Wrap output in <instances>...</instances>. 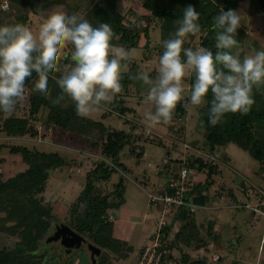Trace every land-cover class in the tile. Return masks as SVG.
Wrapping results in <instances>:
<instances>
[{
  "label": "trees",
  "instance_id": "1",
  "mask_svg": "<svg viewBox=\"0 0 264 264\" xmlns=\"http://www.w3.org/2000/svg\"><path fill=\"white\" fill-rule=\"evenodd\" d=\"M3 2L4 0H0V26L17 23L30 26L33 14L47 16L52 8L61 6L64 12L70 15L77 14L89 20L93 26L98 23L110 24L115 34L112 43L122 46L126 50L138 47L143 36L147 38L145 46H148L152 34L150 24L145 21H150L151 18L157 19L161 28L160 55L163 52V41L172 36L177 27L176 20L183 16V9L188 4H193L200 13L201 32L195 36H187L184 48H197L194 40L199 36L201 47L216 51V33L212 25L213 18L221 8L239 10L241 3L247 2V14L251 17L261 16L264 19V0H142V6L149 13L134 11L133 13L138 17L135 21L131 20L130 22L127 21V15L120 10V0H8V8L3 7ZM253 37L255 36L251 33L249 24L243 21L242 27L236 35L238 44L232 49L233 53L241 57L246 55V45L254 41ZM70 54L69 52L63 57L61 56L58 70L50 75L46 96L34 90V83L37 79L35 72L26 81L25 90L27 87L31 90L27 113L20 114L23 101L19 102L15 110L10 113L0 111V131L7 136L5 140L0 141V165L6 161L4 156L6 153L20 154L22 161L28 166L16 173L11 170L9 172L2 171L0 168V264H55L56 255L47 248L51 244L44 245V241L51 235L52 225L57 221L54 205L45 202L38 194H42L46 190L53 168L61 167L67 163L73 164L75 159H71L69 162L58 151L42 150L36 146L15 141L19 137L26 139L27 136L30 138L28 140L34 141L39 136H45L46 130L53 127L59 128L63 135L70 136L73 141L82 142L83 145H89L90 149L100 151L102 155L95 167L88 172L85 187L77 199L71 203L67 224L102 248L101 264H111L112 254L119 257L133 251V247L128 241L114 235V221L111 218V210L119 208L125 200L124 178L116 183L114 190L108 192L100 184V181L109 179L113 173H123L129 169L126 163L121 160V152L127 145H130L132 153L139 158L143 156L144 150H139L138 147L141 144L137 143L141 136L133 130L107 125L102 119L97 120L77 115L74 103L67 96H64V99L59 103L55 102L57 97L63 95L56 80L63 73L64 68L71 64ZM125 62L128 63L129 69L123 73L121 81L123 90L119 95L116 94L117 97L110 102V109L107 112H116L126 117L127 121L132 122L136 128L139 121L136 119L132 121L129 114L137 110L136 107L127 103V96L131 93L129 92L128 95L126 93L131 88H135L138 92L147 91V86L141 81L129 77L135 76L141 71H147L154 79L157 68L143 69L141 64L131 57ZM185 81L190 86L194 81V74L186 78ZM122 93H125L126 98ZM187 95L186 90L185 96ZM144 96L141 93V98ZM253 96L255 103L247 114L228 113L217 125L212 126L208 122L212 99L211 93H209V102L196 109V130L206 139L209 147L199 146L194 142L191 145L185 141L183 146L184 144L194 145L196 146L194 152L201 150L203 154L194 153L187 160L185 158L173 159V163H175L173 166L167 162L164 167L166 171L170 172L171 178L179 174L182 163H186L191 170L207 175L204 180L194 181L193 189L190 192V199L202 206L216 197L213 196L212 187L217 183L216 174L222 171L221 163L216 158H212V156L216 157L214 153L218 150L217 147L236 143L257 160V173H264V85L254 88ZM191 108L185 109L184 102H182L177 106L172 118L179 125L176 130L181 139L185 136L184 118L189 113L194 116L193 108L192 110ZM44 112L46 113L45 120H41ZM107 115L104 113L103 116ZM172 120L169 123L172 124ZM39 121L44 122L42 126H38ZM160 144L166 147L165 142L161 141ZM174 145L179 146L181 142L178 140ZM141 146L144 147V145ZM186 148L188 147L186 146ZM168 152L171 153L169 150ZM238 178L240 184L245 185L244 188L248 189L249 183L246 176H238ZM260 190H256L257 193H260ZM228 192L236 198L237 195L232 187H229ZM241 204L243 208L248 206L246 202ZM157 207L161 208L159 205ZM172 212L173 220L166 225V229L171 231L177 222L180 225L175 230L171 242L172 251L165 257L163 264H209L207 256L192 258L186 250L187 247L209 248L210 242L204 234L203 224L198 221L194 212L187 206H174L170 213ZM254 213L256 217L263 216ZM208 232L215 238L214 241H217V246L228 244V242H221L219 232L210 228ZM58 245L64 252L65 247L61 242ZM177 251H180L181 255L176 257Z\"/></svg>",
  "mask_w": 264,
  "mask_h": 264
},
{
  "label": "clouds",
  "instance_id": "2",
  "mask_svg": "<svg viewBox=\"0 0 264 264\" xmlns=\"http://www.w3.org/2000/svg\"><path fill=\"white\" fill-rule=\"evenodd\" d=\"M245 15L243 9H220L213 18V52L206 47L184 48L185 38L200 33L201 25L193 4L183 9L174 33L162 43L155 78L147 71L129 77L147 86L144 103L154 106V111L144 114L149 126L169 123L182 102L185 109L207 104L209 93L208 122L212 126L228 113L247 114L251 110L253 89L264 85V44L243 57L233 53ZM114 35L110 24L93 26L60 8L51 10L38 32L23 23L0 26V111L10 113L23 101L26 81L33 72L37 77L34 90L46 96L62 49L71 45V64L56 80L63 95L55 102L67 96L77 115L89 117L122 92L123 73L128 70L124 61L135 51L114 45ZM193 74L194 81L186 89L184 81Z\"/></svg>",
  "mask_w": 264,
  "mask_h": 264
},
{
  "label": "rangeland",
  "instance_id": "3",
  "mask_svg": "<svg viewBox=\"0 0 264 264\" xmlns=\"http://www.w3.org/2000/svg\"><path fill=\"white\" fill-rule=\"evenodd\" d=\"M247 6V2H242L240 9H243L246 13L244 22L250 24L251 32L255 37H253L254 41L246 45V54L252 48L259 49L260 45L264 44V19L261 16H249L246 12ZM119 7L120 10L127 15L128 22L137 19L138 16L133 13L134 11L137 13L144 11L142 9V0H120ZM54 8L63 10L61 6H56ZM54 8H52V10ZM46 17L47 16L44 14H33L29 27L34 32H38L41 23ZM145 22L150 24L152 39L150 44L145 46L147 38L143 36L140 45L131 49L135 50L131 58L139 62L143 69L152 70L158 67L161 28L159 25L160 22L157 19L151 18L150 21L147 20ZM259 29L261 30L260 32L258 31ZM194 43L197 47L200 46L199 36L194 40ZM69 52H72L71 45H67L62 49L61 56L63 57ZM124 63L127 64V69H129L128 63L125 61ZM184 83L187 89L189 84H186V81H184ZM129 92L131 93L130 95H128ZM146 92L147 91L143 90L138 92L135 88L129 89L127 93L125 92L126 95H128V100H126L127 103L136 107L137 110L129 114L132 121H134L133 119L139 121L140 124L135 123L137 125L136 128H134L132 122L127 121L126 117L116 112H107L110 109V102L113 101L117 95H114L109 102L103 104L97 111L89 116L97 120L102 119L107 125H112L119 129L133 130L141 136L140 141H138L139 144L144 145L146 151L149 152V156L139 158L132 153L130 145H127L121 152V160L126 163L129 169L124 173H113L109 179L100 181V184L108 192L114 190L116 183L120 181L121 178H124L128 188L126 195L129 197V202L125 203L123 211L140 221L146 218L148 215L145 214L150 211L152 212L153 209L150 205L149 193L156 192L159 185L164 180H168L171 177L170 172L164 170V167L167 164L166 159L168 158L170 159V163H173V158L171 159V157H173L172 152L174 148L172 137L180 136L176 130L179 127V125L176 124V120H172V124L161 123L149 126L144 118V114L148 111H154V106L145 104L143 98H141V93L145 95ZM125 93H122V95H125ZM126 95L124 96L125 98ZM30 97L31 90L27 87L23 99V108H21L20 114H25V112L28 111ZM192 108L191 110L194 111V116L189 113V115L184 118L183 123L186 125L185 136L183 139H179L181 142L180 147L188 151L187 158L183 156L185 160L195 153L194 145H188V148H186L185 144L184 146L182 145L185 141L190 144L194 142L199 146L209 147L206 143V139L196 130L197 107ZM45 111L47 113V110ZM46 113L44 112L41 120H45ZM104 113L108 115L104 117ZM43 123L44 122L39 121L38 126H42ZM27 137L26 139L19 137V139H15V141L25 143L29 146H36L42 150L58 151L69 162L71 159H75L73 164L67 163L61 167L53 168L51 170V179L46 190L42 194H38L45 202L54 205L56 208V212L54 211V213L58 222L62 221L68 223L71 203L77 199L80 192L85 187L88 180V172L93 169L99 159L102 158L101 152L90 149L89 145H83L82 142L73 141L70 136L63 135L62 131L55 127L49 128L46 130L45 136H39L34 141L28 140L30 138L29 136ZM6 138L7 136L5 133L0 131V141ZM161 141L166 143V147L160 144ZM140 148L141 150L143 149V147H138L139 150ZM177 148L178 146H176V149ZM217 149L218 150L214 154L216 155V160L221 163L222 167V171L216 174L217 183L212 187L213 196L215 195L217 198L215 197L213 201H208L204 207H199L194 212L198 220L204 221V234L209 240L210 246L208 249L204 247L201 249L187 247L186 250L191 254L192 258L207 256L209 264H264V244H262V241H264V214L261 213L264 210V173H257V160L251 157L247 151L236 143H231L225 147L219 146ZM168 150L171 151V154H169ZM195 154H203V151L198 150ZM11 155L15 157H10L9 159L6 157L7 162L0 165L2 171L9 172L11 170L16 173L28 167L27 164L22 161L20 154H17L18 156L15 154ZM20 162L21 164L19 165ZM192 172V183L194 181L204 180L207 177L205 173L196 170ZM238 176H246L247 182L249 183L248 189L244 188L245 185L240 184L241 182ZM145 181L148 183H145ZM229 187H232L235 191L237 195L236 198L229 194ZM143 188H146V191ZM259 189H261L260 193H257L256 190ZM242 202H246L248 206L246 208L241 207ZM120 211L121 210L116 209L115 213L119 214ZM254 212H258L263 216L256 217ZM168 219L169 221L173 220V212L168 214ZM145 221L146 219L136 226L137 230H141V233L142 230H146V227L149 228V225H145ZM177 223L175 224L176 228L179 227V223ZM209 228L219 232L221 242H228V244L217 246V241H214L215 238L210 236L208 232ZM58 244V241H51V243L46 240L44 241L45 246L50 245L47 247L48 250H51L56 255V259L54 260L55 264H94L89 256L90 249L87 243H83L79 249H74L73 252H71V256L65 250L62 252V247H59ZM176 253V257L181 255L180 251ZM135 260L126 261L120 258V260L115 261L112 259L111 264H134Z\"/></svg>",
  "mask_w": 264,
  "mask_h": 264
},
{
  "label": "built area",
  "instance_id": "4",
  "mask_svg": "<svg viewBox=\"0 0 264 264\" xmlns=\"http://www.w3.org/2000/svg\"><path fill=\"white\" fill-rule=\"evenodd\" d=\"M8 6V0H4L3 7L8 8ZM212 158L216 157L212 156ZM192 171L186 163H182L179 174L169 180L165 190L149 193L150 205L154 207L159 205L161 215L148 243L142 247L136 264H163L165 257L171 253V242L175 233L168 231L166 225L170 222L168 214L174 206H187L192 212H195L199 207H204L190 199V192L193 189ZM261 213L264 214V210Z\"/></svg>",
  "mask_w": 264,
  "mask_h": 264
},
{
  "label": "crops",
  "instance_id": "5",
  "mask_svg": "<svg viewBox=\"0 0 264 264\" xmlns=\"http://www.w3.org/2000/svg\"><path fill=\"white\" fill-rule=\"evenodd\" d=\"M142 9L144 10V11H141L142 13H146V14L149 13V11L147 9H145L144 7H142ZM246 12H247V10H246ZM250 30H251V28H250ZM22 138H25V137H22ZM179 139H181V138L178 137V136H173L172 137V142H173V147L174 148H173V152H172L173 157H171V159L172 158L173 159H177V158L182 159L183 156L187 157L188 151L186 149L184 150L183 148L180 147V145L176 149V146L174 145V143L177 140H179ZM137 143H139V142H137ZM140 147H143V146H140ZM142 150H144V153H143V156H141V158L149 156V152L146 151L145 146L143 147ZM4 156L7 157V159H9L10 157H12V158L15 157L14 155H11V154L10 155H4ZM5 162H7V161H5ZM167 162L170 163V159L169 158L166 159V163ZM20 164H21V162L19 163V165ZM174 164L175 163H172L171 166H173ZM164 170H165V168H164ZM170 179H171V177L168 180H164L159 185L158 190H156V192L163 191L166 188V185H167V183L169 182ZM145 183H148V182L145 181ZM143 189L146 191V188H143ZM127 190H128V188H127V185H126L125 194H124L125 200H124L123 204L121 205V207L116 208V209L121 210L120 213L116 214L115 213L116 209H112L111 210V215H112L111 218L114 221V235L116 237H118V238H121L123 240L128 241L129 244L133 247V251H131L129 254H124L123 256H119V257H117V255H113L112 254L110 259H111V261H112V259H114L115 261L116 260H120V258H123L126 261H128V260L132 261L133 259L134 260L136 259L135 263H134V264H136V262H137V260L139 258V255L141 253L142 247L148 243L151 234L153 233V231L156 228V222L159 219V216L161 215V211H160V209L158 207L151 206L153 208L152 212L150 211L149 213H146L145 215H148V216H146V218L141 220L143 222L146 219L145 225L146 226L149 225V228L146 227V230H142V233H141L140 232L141 230H137L136 226L138 225V223L140 224L142 222L140 220L134 219L132 216L128 215L127 212L123 211L125 203L129 202V197L126 195ZM213 199L211 201H213ZM54 211L56 212V208L55 207H54ZM198 221L201 224H203V222H204V221H201V220H198ZM179 225H180V223H179ZM204 227H205V225H202V228H204ZM175 230H177V228L174 225V228L171 230V232L175 233ZM89 256H90V253H89Z\"/></svg>",
  "mask_w": 264,
  "mask_h": 264
},
{
  "label": "water",
  "instance_id": "6",
  "mask_svg": "<svg viewBox=\"0 0 264 264\" xmlns=\"http://www.w3.org/2000/svg\"><path fill=\"white\" fill-rule=\"evenodd\" d=\"M55 232L46 239V241L60 240L61 244L65 247V251L70 253L74 249H79L83 243H87L90 249V258L94 264H101L100 256L102 248L93 242L89 241L83 234L74 230L67 223H58Z\"/></svg>",
  "mask_w": 264,
  "mask_h": 264
},
{
  "label": "flooded vegetation",
  "instance_id": "7",
  "mask_svg": "<svg viewBox=\"0 0 264 264\" xmlns=\"http://www.w3.org/2000/svg\"><path fill=\"white\" fill-rule=\"evenodd\" d=\"M58 223H62V221H59V222H57V221H55L54 222V224L52 225V229H51V234H53L54 232H55V228H56V225L58 224ZM59 242H61L60 240H58ZM70 254V256H71V252L69 253Z\"/></svg>",
  "mask_w": 264,
  "mask_h": 264
}]
</instances>
